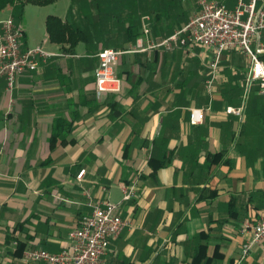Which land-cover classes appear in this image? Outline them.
<instances>
[{
    "label": "crops",
    "instance_id": "1",
    "mask_svg": "<svg viewBox=\"0 0 264 264\" xmlns=\"http://www.w3.org/2000/svg\"><path fill=\"white\" fill-rule=\"evenodd\" d=\"M65 1L38 28L20 24L24 48L55 55L11 93L0 79V264L69 249V234L105 201L130 226L102 264H264V243L248 248L264 205V97L255 86L244 104L245 56H222L210 92L211 52L149 48L183 23L159 32L141 16L140 30L131 23L105 47L90 43L70 14L79 8ZM49 16L71 28V40H51ZM105 49L126 51L116 65L123 89L99 97ZM228 107H243V117ZM57 118L72 124L64 144L51 143ZM126 187L134 188L129 201Z\"/></svg>",
    "mask_w": 264,
    "mask_h": 264
},
{
    "label": "built area",
    "instance_id": "2",
    "mask_svg": "<svg viewBox=\"0 0 264 264\" xmlns=\"http://www.w3.org/2000/svg\"><path fill=\"white\" fill-rule=\"evenodd\" d=\"M232 9L227 0H200L197 11L181 27L159 44L149 48L166 51L204 48L211 52L209 76L206 81L212 92L221 69L222 56L238 52L245 56L248 68L245 74V100L251 90L259 87L264 97V0H235ZM0 79L7 82L12 92L18 78L26 72H37L53 55L43 45L24 48L26 31L17 25L13 16L0 21ZM145 32H148L145 30ZM141 49V45L139 46ZM126 51L105 49L98 54L99 64L95 72L96 92L99 97L119 95L123 82L117 76L116 65ZM228 114L243 117L244 108H227ZM194 123L198 120L193 119ZM85 170L78 179H82ZM134 196V188H124V201ZM91 206V205H90ZM93 212L84 216L77 229L69 234L70 248L59 253L34 250L25 253V263L45 264H102L111 242L130 226L119 214V205L102 202L92 206ZM253 244L264 243V205L259 218L251 227ZM247 249L245 250V252ZM239 264V263H238Z\"/></svg>",
    "mask_w": 264,
    "mask_h": 264
},
{
    "label": "rangeland",
    "instance_id": "3",
    "mask_svg": "<svg viewBox=\"0 0 264 264\" xmlns=\"http://www.w3.org/2000/svg\"><path fill=\"white\" fill-rule=\"evenodd\" d=\"M200 0H72V6L79 8L73 14V21L80 28L88 29L90 43L112 45L123 40L125 26L135 24L140 30V17L152 18L157 30L172 32L182 23L187 22L197 11ZM69 1L61 0L57 4L37 6L28 4L24 8L23 21L27 27L36 29L40 26L42 16L64 10ZM229 8L236 6L235 0H227ZM81 8V9H80ZM73 11V10H72ZM1 18L13 16L17 25L20 12L13 6H7L1 13ZM159 18V19H158ZM21 23L25 24V21ZM167 27V28H165ZM24 28V26H23ZM41 34L44 32H40ZM31 37V34L29 33ZM249 99L245 100L248 103ZM250 102V101H249ZM258 104H264L259 99Z\"/></svg>",
    "mask_w": 264,
    "mask_h": 264
},
{
    "label": "trees",
    "instance_id": "4",
    "mask_svg": "<svg viewBox=\"0 0 264 264\" xmlns=\"http://www.w3.org/2000/svg\"><path fill=\"white\" fill-rule=\"evenodd\" d=\"M58 0H0V13L9 5L13 6L15 10L20 12V18L18 23L21 24L23 21L24 8L28 4L37 6H47L54 4ZM181 27V26H180ZM47 32L53 41H64L67 34L68 39L71 40L73 37L72 30L68 25L62 24L61 20L55 16H49L46 22ZM72 124L66 122L63 118H57L55 121L54 132L51 137V143H61L67 142V136L71 131Z\"/></svg>",
    "mask_w": 264,
    "mask_h": 264
}]
</instances>
